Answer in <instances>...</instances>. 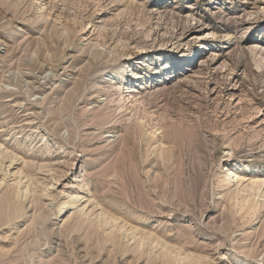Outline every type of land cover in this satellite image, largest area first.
<instances>
[{"label":"rangeland","instance_id":"rangeland-1","mask_svg":"<svg viewBox=\"0 0 264 264\" xmlns=\"http://www.w3.org/2000/svg\"><path fill=\"white\" fill-rule=\"evenodd\" d=\"M0 144V204L12 171L37 179L0 264H264V205L241 218L224 181L234 162L264 178V0H0ZM76 190L187 252L71 227Z\"/></svg>","mask_w":264,"mask_h":264},{"label":"bare ground","instance_id":"bare-ground-1","mask_svg":"<svg viewBox=\"0 0 264 264\" xmlns=\"http://www.w3.org/2000/svg\"><path fill=\"white\" fill-rule=\"evenodd\" d=\"M191 54V52H185V53H183L182 54V58H186V57H188L189 55ZM149 72V71H148ZM131 78L130 79H128V81H127V84H126V86H123L124 87V89L122 88L121 90L123 91V90H126V91H134L135 90V85L133 84V81L135 80V79H137V78H143V76H141L139 73H137V72H133L131 75ZM156 130H154V131H150L149 132V134H150V137L151 138H153L154 136H155V133L157 132H155ZM155 132V133H154ZM148 135V134H147ZM157 137V136H156ZM159 139V138H158ZM148 140V139H147ZM150 140V139H149ZM160 141V144H158V146L159 145H162V146H164L163 145V141L162 140H159ZM159 141H158V143H159ZM206 143V142H205ZM197 144V143H196ZM1 145V144H0ZM167 145V144H166ZM195 145V144H194ZM3 146V150H1L2 152V155H4V158L2 159L3 160V162H4V160H5V155H7V157H9V163L12 165V162L13 161H15V159H16V161H17V158H16V156L15 155H8V153L9 152H7V149H6V147L4 148V145H2ZM162 146H160V147H158V149H159V153H160V155L161 156H163L162 158H163V160L165 161V159L164 158H166L165 156H167L166 154L168 153V150L166 149V148H163ZM207 146V145H206ZM156 148V147H155ZM194 148H196V147H194ZM6 149V150H5ZM198 150L199 149H197V152H198ZM209 150V149H208ZM10 151V150H9ZM15 152V151H14ZM167 152V153H166ZM171 152V151H170ZM191 152V151H190ZM211 152V151H210ZM11 153H13L12 151H11ZM166 153V154H165ZM199 153V152H198ZM213 153V152H212ZM15 154H17V153H15ZM164 154H165V156H164ZM170 154V153H169ZM210 154V153H209ZM1 155V154H0ZM148 156V155H147ZM146 156V157H147ZM150 156V155H149ZM169 156V155H168ZM167 156V157H168ZM17 157H18V155H17ZM1 158H2V156H1ZM22 158V157H21ZM24 158V157H23ZM148 158V157H147ZM161 158V159H162ZM188 158V157H187ZM204 158V157H203ZM202 158V159H203ZM210 158V157H209ZM167 159V158H166ZM202 159H200V161L202 160ZM34 160V159H33ZM148 160V159H147ZM169 160V159H168ZM167 160V161H168ZM39 161V160H38ZM202 161H204V159L202 160ZM2 161H0V163H1ZM25 162H26V160H25ZM163 162V161H162ZM14 163V162H13ZM157 163V162H156ZM155 163V164H156ZM167 163V162H166ZM166 163L164 162V164L166 165ZM198 163V162H197ZM2 164V163H1ZM25 164V163H24ZM26 164H28L27 162H26ZM43 164V163H42ZM149 165H150V163H148ZM161 164V163H160ZM232 164H234V166L233 167H231L232 166ZM232 164H230L229 165V168H228V173L226 174V178H225V180L224 181H226V184H230V183H232V185L231 186H234V189H233V187H232V191L230 192V196H229V201L232 203V205L234 206V207H236V212H240V217L241 218H248V220L250 219H252V218H254L255 216H256V214L259 212V210H260V208H261V206H263L264 205V178H261V177H250V176H248V177H246L245 175H241V174H239L238 173V164H237V162H234V163H232ZM4 165V164H3ZM19 165V164H18ZM30 165V164H29ZM33 165V164H32ZM47 165V164H46ZM149 165H147V166H149ZM158 165V164H157ZM164 165V166H165ZM170 165V164H169ZM203 165H204V162H203ZM8 166H10V165H8ZM28 166V165H27ZM2 167V165L0 166V168ZM4 167V166H3ZM5 167H6V165H5ZM29 167H31V166H29ZM29 167H27V168H29ZM43 167V166H42ZM55 167V166H54ZM154 167V166H153ZM152 167V164H151V169L153 168ZM197 167V166H196ZM199 167V166H198ZM205 167H206V165H205ZM18 168V167H17ZM41 168V167H40ZM47 168V169H46ZM45 168V171L46 172H49L50 170H51V168L49 167V169H48V167H46ZM200 168V167H199ZM5 169V168H4ZM167 169V168H166ZM192 169V168H191ZM193 169H194V167H193ZM203 169H204V167H203ZM202 169V170H203ZM14 170V169H13ZM22 170V169H21ZM27 170V169H26ZM39 170H42V168L41 169H39ZM206 170V169H205ZM2 171V170H1ZM52 171V170H51ZM50 171V172H51ZM189 171V170H188ZM4 172H5V170H4ZM3 172V174H5ZM24 172V169H23V171H20V168H18V170H16V171H12V176H14V178L13 179H15V182H14V186L11 188L10 187V189H11V192H9V194L8 195H6V196H4L3 197V200H4V204H0V221L2 220V219H6L7 221H11L13 218H16V217H18V215H19V210H18V207H16V205H15V199H17L18 200V198H20L19 200H21V199H25L26 197H27V195L29 194L30 195V192H31V190L32 191H34L35 192V189H36V185H34L35 183H36V178H35V176L33 177V176H31V175H28V174H30V172L28 173V171H27V173L28 174H25V173H23ZM46 172H44V173H46ZM159 172V171H158ZM193 172H194V170H193ZM199 172L200 171H197V173L199 174ZM205 172V171H204ZM35 173V172H34ZM33 173V174H34ZM65 173V172H64ZM196 172H194V174H195ZM203 173V172H202ZM2 174V173H1ZM32 174V173H31ZM200 175H201V173H200ZM202 175H204V174H202ZM3 177V176H2ZM52 177V176H51ZM51 177H48L49 179L51 178ZM197 177V176H196ZM199 175H198V180H196V178L193 176V178H195V180H193V182H195V181H199L200 180V182H201V179H199ZM5 178V177H4ZM37 178H38V176H37ZM201 178V177H200ZM36 179V180H35ZM85 179V178H84ZM2 180V179H1ZM0 180V181H1ZM4 180V179H3ZM165 180V179H164ZM79 181H81V180H79ZM158 181V180H157ZM190 181H192L191 179H190ZM202 181H204L203 180V178H202ZM218 181V180H217ZM37 182H40V181H37ZM81 183V182H80ZM82 183H83V180H82ZM155 183H156V180H155ZM199 183V182H198ZM197 183V184H198ZM219 183H221V181L219 182ZM190 184H192V183H190ZM189 184V185H190ZM195 184V183H194ZM201 184H203V183H201ZM200 184V185H201ZM1 185V184H0ZM83 185L85 186L86 184H85V182L83 183ZM205 185V184H204ZM11 186H12V184H11ZM31 186H34L35 187V189L33 190L32 188H31ZM44 186V185H43ZM53 185L52 184H49V186L48 185H45V187H44V189L42 190V189H40L41 191H44V194H43V192H42V195H49L48 194V191H51V189L53 188L52 187ZM88 186V185H87ZM160 186V185H159ZM195 186V185H194ZM198 186V185H197ZM218 186H220L221 187V185L220 184H218L217 185V187ZM150 187V186H149ZM156 187H158V185H156ZM155 187V188H156ZM192 187V186H191ZM191 187H189V188H191ZM202 187V186H201ZM201 187H199L198 189H200L199 191H201L202 189H201ZM227 187H228V185H227ZM192 188H194V189H196L195 187H192ZM91 189V188H90ZM198 189H197V192H198ZM203 189H204V187H203ZM7 190V189H6ZM5 190V192L4 193H6L7 191ZM88 190V189H87ZM177 190V189H176ZM228 190V189H227ZM9 191V190H8ZM77 191V190H76ZM140 191V190H139ZM191 191H192V189H191ZM194 191V190H193ZM228 191H230V190H228ZM37 192V191H36ZM39 192V191H38ZM37 192V193H38ZM88 192V191H87ZM142 192V191H141ZM190 192V191H189ZM195 192H196V190H195ZM195 192H194V194H195ZM33 193V192H32ZM80 193H81V191H80ZM80 193H79V190L77 191V193H69L68 195H67V200L64 202V206H65V209H66V211H65V214H64V216L67 214L68 215V213L69 212H72V211H74L75 209V214L77 215V217H78V219H77V217H76V221L73 223V221H72V226L71 227H73V228H78L81 224V222H80V218L83 216V217H88L89 219H91V220H93V222L94 221H96V225H97V227L98 228H100V227H104V226H106V225H111V229L108 231V233H107V235H108V237H115L116 236V231H118V232H120V235L122 236V238L124 237V238H126L127 239V242H129V240L130 241H132L133 242V246H134V248H135V250H137L138 252L140 251V249L142 248L143 249V247H144V245L145 244H148V247H150L151 249H155V247L156 246H160V248H162V250H164V249H166L168 252H171V251H173V250H171L173 247L174 248H176L177 250H180L178 253L176 252V249H174V252H176V254L177 255H180L181 254V252L183 251V250H185V249H183L182 251H181V247H179V246H174V244H173V246H170V245H168V243L169 242H167L166 240H164V239H162V238H160V237H158L157 235H156V233H154L153 231L151 232L150 230H149V232L148 231H144L142 228H137V227H135L136 226V224H135V226L133 225V223L132 224H130L129 222L130 221H126V220H124L123 218H121V217H118L117 216V214H114V211L112 212H110V209H109V211H107V210H104V208L102 207V205L100 206V204L99 203H97V202H92V203H94L95 205H99L98 207V212L96 213V214H94L93 212H94V210H90L89 209V207H88V209H89V211L86 209V204H84V202L85 203H87L88 201H90V198H91V196L93 195V194H91V196H88L89 198H87V199H85V195H82V196H80ZM154 193V192H153ZM200 193V192H199ZM34 194V193H33ZM36 194V193H35ZM88 194V193H87ZM190 194H191V192H190ZM193 194V193H192ZM192 194L190 195V198H191V196H192ZM28 195V196H29ZM41 195V192H40V196H42ZM51 195V194H50ZM89 195V194H88ZM140 195V194H139ZM138 195V196H139ZM188 195V194H187ZM198 196V195H197ZM23 197V198H22ZM33 197H38V196H33ZM32 197V198H33ZM84 197V198H83ZM87 197V196H86ZM183 196H181V198H182ZM193 197V196H192ZM0 198H1V196H0ZM66 198V197H65ZM82 198L83 199H85V200H83L82 201ZM92 198H95V197H92ZM195 198V197H194ZM36 199H38V198H36ZM39 199H41L40 197H39ZM96 199V198H95ZM16 200V201H17ZM33 200V199H32ZM92 200V199H91ZM193 200V199H192ZM24 201V200H23ZM38 201H40V200H38ZM38 201H36V203L38 202ZM98 201V200H97ZM20 202V201H19ZM34 202V204H35V201H33ZM91 202V201H90ZM99 202V201H98ZM131 202V201H130ZM135 202V201H134ZM112 203V202H111ZM18 204V203H17ZM20 204H22V203H19V205L18 206H20ZM38 204V203H37ZM36 204V205H37ZM110 204V203H109ZM125 204V203H124ZM152 204V203H151ZM88 205V204H87ZM112 205V204H111ZM116 205V204H115ZM90 206V205H89ZM156 207V206H155ZM24 208V207H23ZM78 208V209H77ZM132 208V207H131ZM28 209V208H27ZM61 209V208H60ZM74 209V210H73ZM106 209H107V207H106ZM24 210V209H23ZM72 210V211H71ZM128 212V211H127ZM141 212V211H140ZM120 214V213H119ZM23 214H21V216H22ZM66 215V216H67ZM149 215H150V213H149ZM71 216V215H70ZM132 217V216H131ZM142 217H143V215H142ZM65 218V217H64ZM133 218V217H132ZM138 218H139V215H138ZM137 218V219H138ZM144 218V217H143ZM146 219V218H145ZM15 220V219H14ZM136 220V219H135ZM247 220V219H246ZM5 221V220H4ZM3 221V222H4ZM89 221V220H88ZM253 221V220H252ZM11 223V222H10ZM89 223V222H88ZM3 224V223H2ZM9 224V223H8ZM71 224V223H70ZM69 224V225H70ZM6 225V224H5ZM137 225H139V224H137ZM70 227V226H69ZM102 227V228H103ZM140 227V226H139ZM175 227V226H174ZM109 228V227H108ZM145 228V227H144ZM72 230V229H71ZM113 230H116L115 231V234H113ZM105 231V230H104ZM151 232V233H150ZM170 232V231H169ZM4 235V234H3ZM187 236V235H186ZM107 237V236H106ZM174 237V236H173ZM116 238V237H115ZM108 239V238H107ZM114 239V238H113ZM166 239V238H165ZM102 240V239H101ZM116 240V239H115ZM175 241V240H174ZM183 241V240H182ZM114 243H115V241H114ZM155 244V245H154ZM11 245V244H10ZM146 246V245H145ZM181 246V245H180ZM185 247V246H184ZM164 248V249H163ZM171 248V249H170ZM186 248V247H185ZM129 250V249H128ZM135 250H133V251H135ZM136 252V251H135ZM142 252V251H141ZM184 252H187V249L185 250V251H183V253ZM143 253V252H142ZM141 253V254H142ZM165 253H166V251H165ZM191 253V252H190ZM190 253H189V255H190ZM199 253V252H198ZM11 254V253H10ZM140 254V255H141ZM163 254H164V251H163ZM170 254V253H169ZM172 255V254H171ZM189 255L188 254H184V256L183 255H180V257L181 256H183L182 258H179L180 260H177L176 259V261H175V263H179L180 261H183L184 259H190V257H189ZM194 256V255H193ZM192 256V257H193ZM198 256V255H197ZM173 257V256H172ZM202 257V256H201ZM194 258V257H193ZM193 258H191V260H198V259H195V258H197V257H195L194 259ZM169 259H170V255H169ZM172 259V258H171ZM201 259H203V258H201ZM191 260H189V262H190V264L192 263L191 262ZM170 261V260H169ZM173 261V262H174ZM177 261H179V262H177ZM199 261H202V260H199ZM172 262V261H171ZM170 262V263H171ZM185 262H186V260H185ZM174 263V264H175ZM194 263H195V261H194ZM198 264H199V262H197ZM202 263H205V262H202ZM187 264H188V262H187ZM201 264V263H200Z\"/></svg>","mask_w":264,"mask_h":264}]
</instances>
